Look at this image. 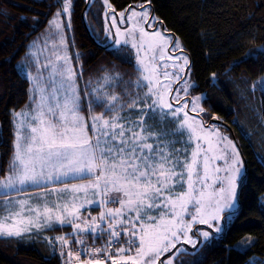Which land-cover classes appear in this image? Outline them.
Returning <instances> with one entry per match:
<instances>
[{
    "label": "snow or ice",
    "instance_id": "snow-or-ice-1",
    "mask_svg": "<svg viewBox=\"0 0 264 264\" xmlns=\"http://www.w3.org/2000/svg\"><path fill=\"white\" fill-rule=\"evenodd\" d=\"M54 3L46 22L31 18L44 29L25 45L27 58L17 66L28 99L8 110L12 139L0 164V238L45 243L60 264H199L204 250L230 231L255 177L238 141L206 119L209 96L196 91L191 53L153 0L122 8L100 0L103 36L90 8L83 19L106 51L132 68L108 61L85 76L84 53L67 36L72 0ZM0 15L7 17V9ZM255 32L254 25L240 30L230 46ZM257 58L264 59V39L229 61L225 74ZM209 78L215 84L218 73ZM257 83L264 92V75L253 92ZM254 155L264 179V152ZM255 199L264 205V191ZM57 226L70 231L49 235ZM256 241L246 234L224 247L230 259ZM242 264H264V257Z\"/></svg>",
    "mask_w": 264,
    "mask_h": 264
},
{
    "label": "trees",
    "instance_id": "trees-1",
    "mask_svg": "<svg viewBox=\"0 0 264 264\" xmlns=\"http://www.w3.org/2000/svg\"><path fill=\"white\" fill-rule=\"evenodd\" d=\"M114 2L118 8H122L139 0H114ZM153 2L156 5V14L161 16L166 26L183 40L191 53V58L195 62V79L199 83L196 91L206 92L209 96L204 102V106L209 108L206 119L212 122L211 113L217 114L220 120L218 124L234 135L246 160L249 161V170L255 177V183L246 193L244 207L230 231L214 246L204 250L203 259L199 264H242L248 257L254 256L257 259L264 257V212L261 211L264 205H260L255 199L261 191H264L261 163L255 158L253 143L239 134L237 125L233 121L236 110L242 104L240 99L245 96L238 97L239 88H245L246 93H250V83L245 80H255L264 73V59H249L241 62L225 74L229 61L240 57L245 48L252 44H260L264 39L260 34L264 31L261 27L264 26V0H153ZM97 5L95 1L88 5L86 0L73 1V38L78 50L84 53L82 60L86 70L85 76L88 74V69L108 61L130 71L131 64L119 60L111 52L106 51L105 47L99 45L104 43L103 40L92 32L88 22L83 19L82 15L86 8H90L89 16L97 22V26L101 29L100 36H103V16L101 8L98 9ZM57 6L54 0H0V9H7L9 14L7 17L0 15L1 164L8 158L12 139L8 110L12 107L20 109L28 99L27 80L18 71L16 63L26 52L25 45L44 29V23L33 26L31 18L38 16L46 22ZM20 17L28 19L21 21ZM253 25L256 26L254 37L245 35L239 39L238 46H230L232 44L230 36ZM207 50L211 51V57L204 54ZM212 72L218 73V81L215 84L209 78ZM228 76L232 77L235 83L228 82ZM261 113H264V102H261ZM239 115V118L246 117L244 113ZM63 231L70 230L56 227L49 232V235ZM246 234L256 236V243L244 254L233 251L229 259L224 246L235 244ZM101 242L97 240L96 243ZM0 264H60V258L58 254L52 255L45 243L0 238Z\"/></svg>",
    "mask_w": 264,
    "mask_h": 264
},
{
    "label": "rangeland",
    "instance_id": "rangeland-1",
    "mask_svg": "<svg viewBox=\"0 0 264 264\" xmlns=\"http://www.w3.org/2000/svg\"><path fill=\"white\" fill-rule=\"evenodd\" d=\"M73 1L74 0H72V5H73ZM94 1L97 2L98 5L100 4V0H94ZM101 11L103 12L102 7H101ZM42 31L43 30H41L39 33H42ZM39 33H37V34H39ZM37 34L31 39V41L37 36ZM67 36H68L69 40L73 39V28L67 32ZM40 39H41V41L43 40L42 35H41ZM26 53H27V49H26V52L17 61L16 66H18V64H20L21 62H23L27 58ZM41 59H43V58L41 57ZM20 74L26 78V75L24 72H20ZM262 75H264V73L252 81H249L248 79L244 78V79H246L245 81H247L248 84L250 83L249 84L250 85V93H246L245 88H242V89L239 88L238 97L240 95H245V96L243 99H240L242 104L239 107V109L236 110L235 116L233 118V121L237 125V129H238L239 134L245 140L253 143V146H254V149L256 152H264V139H262V137H264V122H262V118H261V102H262V98L264 96V92H261L258 83L256 84L255 92L252 91V86H253V83L257 82L258 79ZM219 82H224V81H219ZM97 111H99V109H97ZM239 113H241V115L244 113L246 115V117L245 118H239L240 117ZM210 123L217 124L220 127L222 126L215 121H212ZM222 129L225 130L224 128H222ZM228 134L233 139H235L234 135L230 134L229 132H228ZM0 136H1V126H0ZM90 210L93 212V214H95V212L99 211V208L97 206L93 205V206H91ZM61 230H70V229L65 227V228H61ZM63 232H66V231H63ZM109 264H110V262H109Z\"/></svg>",
    "mask_w": 264,
    "mask_h": 264
},
{
    "label": "water",
    "instance_id": "water-1",
    "mask_svg": "<svg viewBox=\"0 0 264 264\" xmlns=\"http://www.w3.org/2000/svg\"><path fill=\"white\" fill-rule=\"evenodd\" d=\"M88 4H89V0H86V5H88ZM82 17H83V15H82ZM84 26H85V28H86V30H87V32H88V29H87L85 23H84ZM211 121H215V122H217V123H220V120L217 119V118H214V117L211 119Z\"/></svg>",
    "mask_w": 264,
    "mask_h": 264
},
{
    "label": "flooded vegetation",
    "instance_id": "flooded-vegetation-1",
    "mask_svg": "<svg viewBox=\"0 0 264 264\" xmlns=\"http://www.w3.org/2000/svg\"><path fill=\"white\" fill-rule=\"evenodd\" d=\"M97 40V39H96ZM101 40V39H100ZM100 46H102L103 47V44H99Z\"/></svg>",
    "mask_w": 264,
    "mask_h": 264
},
{
    "label": "crops",
    "instance_id": "crops-1",
    "mask_svg": "<svg viewBox=\"0 0 264 264\" xmlns=\"http://www.w3.org/2000/svg\"><path fill=\"white\" fill-rule=\"evenodd\" d=\"M57 227H59V226H57Z\"/></svg>",
    "mask_w": 264,
    "mask_h": 264
}]
</instances>
